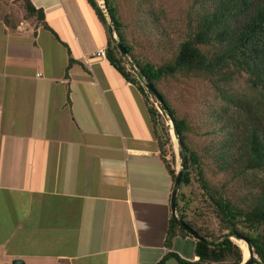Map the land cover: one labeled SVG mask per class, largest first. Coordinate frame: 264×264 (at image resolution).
<instances>
[{
  "label": "crops",
  "instance_id": "0c3cea01",
  "mask_svg": "<svg viewBox=\"0 0 264 264\" xmlns=\"http://www.w3.org/2000/svg\"><path fill=\"white\" fill-rule=\"evenodd\" d=\"M31 1L51 29L9 25L0 1V258L155 264L173 178L145 94L92 53L109 30L88 0ZM194 242L175 235L171 249L195 259Z\"/></svg>",
  "mask_w": 264,
  "mask_h": 264
},
{
  "label": "trees",
  "instance_id": "16d2710c",
  "mask_svg": "<svg viewBox=\"0 0 264 264\" xmlns=\"http://www.w3.org/2000/svg\"><path fill=\"white\" fill-rule=\"evenodd\" d=\"M88 1L98 16L106 21V15L97 1ZM104 1L109 30L106 56L145 94L160 154L174 179V155L170 159L165 156V146L170 142L168 131L143 86L125 66L124 54L117 41L124 44L127 54L137 66V73L144 77L147 85L155 88L162 113L172 121L182 170L177 191V216L184 219L178 200L182 186L190 181L194 173L207 205L222 227L227 229V232L213 234L184 219L203 236L195 238L194 254L197 258L186 259L171 249V242L175 235L192 234L171 213L164 238V245L170 249L155 264H164L169 257H174L179 264H238L243 258L242 249L230 235L246 237L252 245L256 256L243 264H264V0H191L186 31L178 42L172 44V32L161 23L158 10L151 4L147 8L148 17L145 15L144 20L139 19L138 25L145 28V33L159 47L170 50L168 55L156 60L143 57L134 50L117 1ZM21 2L27 17H34L42 26L51 29L42 8L36 7L31 0ZM4 20L12 25L6 17ZM111 28L117 38L112 36ZM242 74L245 75L249 93L240 96L230 88L236 76ZM177 75L206 79L215 85L224 101L211 110V134L208 144L202 149L190 142L192 124L185 114L178 111L161 86L163 80ZM206 161L216 173L221 174L220 181L207 176Z\"/></svg>",
  "mask_w": 264,
  "mask_h": 264
},
{
  "label": "rangeland",
  "instance_id": "374dc122",
  "mask_svg": "<svg viewBox=\"0 0 264 264\" xmlns=\"http://www.w3.org/2000/svg\"><path fill=\"white\" fill-rule=\"evenodd\" d=\"M7 5V13L4 15L9 21L14 19L29 18L26 15L21 0H0ZM120 10L122 20L125 24V31L129 40L134 44V50L143 57L151 60H156L162 56L168 55L170 51L168 48L163 49L159 47L156 41L146 34L145 28L139 27L138 20H144V16L148 17V6L153 5L158 10L161 23L165 24L171 33V44L178 42L187 28V13L191 6V0H116ZM113 36V35H112ZM117 38V35L115 33ZM156 39V38H155ZM231 91L242 96L248 94L249 88L245 75H237L231 82ZM162 88L167 93L168 98L176 106L181 114H185L192 124V131L189 132V139L191 143L201 147L206 146L211 134L210 118H212L211 110L217 105L223 103V99L219 96V92L215 85L206 79L199 77H187L177 75L163 80L161 83ZM148 99L152 103H156V107L160 109L159 100L155 94L148 93ZM241 110L239 106L236 107ZM160 120L164 122L170 142L166 144V154L171 158L174 155L173 165L177 169L180 164V156L177 148H174V142L170 128L172 121L169 116L162 114L160 110ZM174 131V130H173ZM175 134V133H174ZM176 137V135H175ZM177 140V137H176ZM206 174L216 181L222 179L221 174H218L212 168V165L206 161ZM237 184V182H235ZM179 208L184 214V219L194 222L203 229L211 231L213 234L227 232V229L222 227L218 218L212 213L207 205L201 189L198 187L194 173H192L190 181L182 186V194L179 196ZM177 214V211H176ZM230 237L238 242L242 249L244 257L248 256V249L245 248V242L242 238H236L234 235ZM183 247L186 251H192V245L188 241H184ZM246 253V254H245ZM246 255V256H245ZM256 256V254H254ZM12 259V258H11ZM10 259V261H11ZM10 261L0 258V264H10ZM165 264H179L174 257L166 259Z\"/></svg>",
  "mask_w": 264,
  "mask_h": 264
},
{
  "label": "water",
  "instance_id": "95a60500",
  "mask_svg": "<svg viewBox=\"0 0 264 264\" xmlns=\"http://www.w3.org/2000/svg\"><path fill=\"white\" fill-rule=\"evenodd\" d=\"M111 31H114V30H112V28H111ZM117 46L119 47V49L122 51V53L124 55H127L126 48L121 41H117ZM148 87L155 94V96L157 98H159V95H158L157 91L155 90V88L151 85H148ZM181 173H182L181 166H179L176 169L175 177L173 179V186H172V192H171V198H170L171 212L176 216L179 223L186 230H188L193 236H195V238L201 239V238H203V236L198 234L194 228H192L183 218L178 217L176 214L177 191H178V187H179V183H180ZM239 237L242 238L246 242L247 249H248V256H246V257L243 256L242 261L240 263H238V264H243L254 256V252H253V248H252V245H251L249 239L246 237H243V236H239ZM10 264H24V259L22 257H19V256L13 257L10 261Z\"/></svg>",
  "mask_w": 264,
  "mask_h": 264
},
{
  "label": "built area",
  "instance_id": "2783aa9c",
  "mask_svg": "<svg viewBox=\"0 0 264 264\" xmlns=\"http://www.w3.org/2000/svg\"><path fill=\"white\" fill-rule=\"evenodd\" d=\"M98 5L100 6L101 10L104 12V14L106 15L107 19H108V14H107V9H106V6H105V1L104 0H96ZM112 32V35L114 38H116L115 36V31H111ZM94 55H97V56H100V57H106V46H100L98 48H96L93 52H92ZM124 62H125V66L130 70L132 71L136 78L138 79L139 83L143 86V89L144 91L147 93H151L145 79L143 76L139 75L137 73V66L136 64L132 61L131 59V56L129 54L127 55H124ZM159 100V99H158ZM153 105L156 107V103H153ZM159 106H160V101H159ZM156 109H159L158 107H156ZM160 112L162 113L163 110L162 108L160 107ZM163 114V113H162ZM167 115V114H166ZM171 120V119H169Z\"/></svg>",
  "mask_w": 264,
  "mask_h": 264
},
{
  "label": "bare ground",
  "instance_id": "6f19581e",
  "mask_svg": "<svg viewBox=\"0 0 264 264\" xmlns=\"http://www.w3.org/2000/svg\"><path fill=\"white\" fill-rule=\"evenodd\" d=\"M172 129V128H171ZM173 130V129H172ZM246 243V242H245ZM246 254V253H245ZM246 256V255H245Z\"/></svg>",
  "mask_w": 264,
  "mask_h": 264
}]
</instances>
